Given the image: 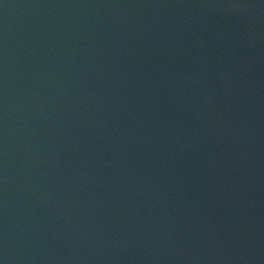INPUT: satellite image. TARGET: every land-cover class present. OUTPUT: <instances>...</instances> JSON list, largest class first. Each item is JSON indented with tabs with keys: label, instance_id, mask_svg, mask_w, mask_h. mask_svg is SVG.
Returning <instances> with one entry per match:
<instances>
[{
	"label": "water",
	"instance_id": "95a60500",
	"mask_svg": "<svg viewBox=\"0 0 264 264\" xmlns=\"http://www.w3.org/2000/svg\"><path fill=\"white\" fill-rule=\"evenodd\" d=\"M0 264H264V0H0Z\"/></svg>",
	"mask_w": 264,
	"mask_h": 264
}]
</instances>
